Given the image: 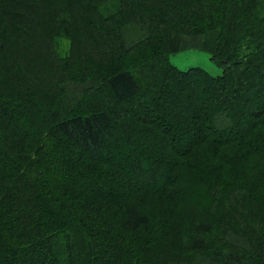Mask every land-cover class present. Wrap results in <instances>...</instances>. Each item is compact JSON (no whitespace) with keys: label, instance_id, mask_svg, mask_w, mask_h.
<instances>
[{"label":"trees","instance_id":"trees-1","mask_svg":"<svg viewBox=\"0 0 264 264\" xmlns=\"http://www.w3.org/2000/svg\"><path fill=\"white\" fill-rule=\"evenodd\" d=\"M0 264H264V0H0Z\"/></svg>","mask_w":264,"mask_h":264},{"label":"rangeland","instance_id":"rangeland-1","mask_svg":"<svg viewBox=\"0 0 264 264\" xmlns=\"http://www.w3.org/2000/svg\"><path fill=\"white\" fill-rule=\"evenodd\" d=\"M172 65H174L175 67H177L179 70L181 71H186L190 68H200L202 70H204L205 72H207L208 74H210L213 77L219 76L221 74V69L216 66L211 60L209 55H207L204 52H200V51H196V50H187V51H182L179 52L176 55H173L170 59ZM230 88H232L231 90L240 91L241 88V83L239 82V80L234 81V83H232L230 85ZM95 92V90L93 91V93ZM98 97V96H97ZM202 97H205L203 95L200 96L201 101L205 104V108H206V113L208 111H215V110H222L219 108H216L215 106L211 105L209 103V100H204ZM178 103L179 104H185V102H182V99H178ZM224 104V103H223ZM222 104V105H223ZM225 105V104H224ZM224 109V108H223ZM236 123L234 124L233 128H217L215 129V132L217 133H225L227 135H231L233 134H238V133H242L243 130L246 128L245 124V118H246V114L245 111L243 109L241 110H237L236 112ZM124 122H120V124L118 125V130H117V135H116V142L117 146L112 147V152H111V156H110V163L117 166L119 169L124 170V165H125V161H127L129 155L131 153H141L144 158L145 161L149 162V160H156L158 158V153L156 152V150H154L151 146V142L148 138L144 137V134L138 135L137 132H134V137L132 139L129 140H123V134L125 133V125H128L130 122V119H124ZM244 121V123H243ZM170 124L172 127L175 126V124H177L176 120H170L169 121L166 118L160 117L157 119L156 124L158 125H164V124ZM17 124H19L21 126V128L26 131L28 129V127L26 126V124L24 123V125L21 124L20 120L17 122ZM207 129L211 128L210 125L208 124V122L205 123ZM26 126V127H25ZM206 129V128H205ZM237 130V131H236ZM212 135H214V131H212ZM188 132L185 131L184 133H180L177 136L179 138L182 137H186ZM211 134V133H210ZM181 136V137H180ZM178 137H176L177 139H179ZM176 139V141H177ZM175 142V141H173ZM163 180H165V175L162 178H159V183L158 185H160ZM158 185L153 186L154 188H156ZM200 210H203L199 207Z\"/></svg>","mask_w":264,"mask_h":264}]
</instances>
